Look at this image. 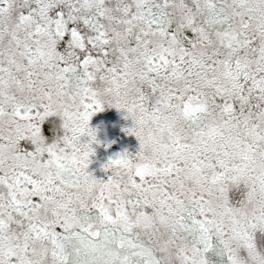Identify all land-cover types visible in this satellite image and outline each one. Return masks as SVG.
Listing matches in <instances>:
<instances>
[{
	"label": "snow or ice",
	"instance_id": "1",
	"mask_svg": "<svg viewBox=\"0 0 264 264\" xmlns=\"http://www.w3.org/2000/svg\"><path fill=\"white\" fill-rule=\"evenodd\" d=\"M0 264H264V0H0Z\"/></svg>",
	"mask_w": 264,
	"mask_h": 264
},
{
	"label": "flooded vegetation",
	"instance_id": "2",
	"mask_svg": "<svg viewBox=\"0 0 264 264\" xmlns=\"http://www.w3.org/2000/svg\"><path fill=\"white\" fill-rule=\"evenodd\" d=\"M90 123L98 126V137L101 144L94 145L96 151L89 168L94 170V174L97 176H102L104 170L101 165L110 155H114V152L117 153L124 148L134 149L138 142L134 135L123 131L124 126L129 122L125 121L120 112L114 107L105 108L102 112L95 114ZM109 141L111 143L106 148L104 144Z\"/></svg>",
	"mask_w": 264,
	"mask_h": 264
},
{
	"label": "rangeland",
	"instance_id": "3",
	"mask_svg": "<svg viewBox=\"0 0 264 264\" xmlns=\"http://www.w3.org/2000/svg\"><path fill=\"white\" fill-rule=\"evenodd\" d=\"M114 154H115V152H114Z\"/></svg>",
	"mask_w": 264,
	"mask_h": 264
}]
</instances>
